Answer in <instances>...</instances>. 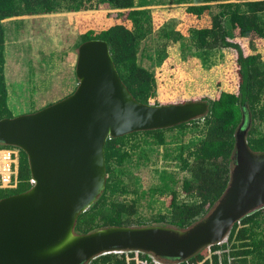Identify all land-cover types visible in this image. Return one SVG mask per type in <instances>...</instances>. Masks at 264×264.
I'll use <instances>...</instances> for the list:
<instances>
[{"label":"water","instance_id":"water-1","mask_svg":"<svg viewBox=\"0 0 264 264\" xmlns=\"http://www.w3.org/2000/svg\"><path fill=\"white\" fill-rule=\"evenodd\" d=\"M76 89L44 108L0 119V145L28 158L31 186L0 199V264H90L104 254L138 253L157 264L187 262L226 242L234 225L264 209V150L248 140L250 113L235 131L229 181L208 211L186 227L169 223L77 229L107 183L109 138L204 118L205 99L143 103L120 76L109 44L78 47Z\"/></svg>","mask_w":264,"mask_h":264},{"label":"trees","instance_id":"trees-1","mask_svg":"<svg viewBox=\"0 0 264 264\" xmlns=\"http://www.w3.org/2000/svg\"><path fill=\"white\" fill-rule=\"evenodd\" d=\"M155 1L158 2L97 0L92 4V0H0V119L13 116L5 73L7 38L4 21L7 19L63 11L79 12L98 4L118 10V17L123 16L126 21L123 26L98 32L89 30L81 34L77 46L89 39L106 40L121 78L134 97L143 103H151L159 95L157 73L140 60L134 62V52L146 39L154 41L151 45L153 52L148 50L150 47L143 49L154 67L167 59L168 48L177 43L182 51L190 49L191 54L202 57L205 62L224 48L236 53L238 89L227 93L223 99L204 97L210 104L209 113L204 118L167 129L133 132L107 140L106 188L101 198L80 214L77 229L82 232L108 225L169 223L186 227L203 216L221 196L229 181L235 131L244 112H249L252 118L248 136L251 148L264 150V58L255 37H264V0H172L171 3L187 4V12L196 15L201 23L200 27H189L186 34L177 28L180 23L177 18L155 26L150 8ZM215 3L221 7V12L216 13L212 9ZM126 60L129 63H125ZM188 129L194 138L182 139ZM6 147L12 146L0 145V148ZM160 147L164 148L163 158L175 169L168 165L157 168L160 181L153 188L171 196L168 211L146 222L141 217L135 220L140 194L145 191L139 193L131 189V169L149 165L153 152L159 151ZM19 169V187L0 188V199L31 186L28 158L21 149ZM132 193L136 197L131 200H119ZM134 255L136 253L104 254L90 264H136L134 259L127 260L128 256ZM139 256L152 262L147 255ZM191 263L264 264V209L237 222L226 242L213 245L180 264Z\"/></svg>","mask_w":264,"mask_h":264},{"label":"rangeland","instance_id":"rangeland-1","mask_svg":"<svg viewBox=\"0 0 264 264\" xmlns=\"http://www.w3.org/2000/svg\"><path fill=\"white\" fill-rule=\"evenodd\" d=\"M171 1L158 0L150 6L156 27L171 18L179 20L177 28L185 34L189 27L201 26L197 16L187 12V4ZM96 3L97 0H92V4ZM214 5V12H221V7L216 3ZM118 13V10L98 4L79 12L63 11L5 20V73L11 114L18 116L31 113L70 95L78 84L75 67L79 47L77 43L81 34L89 30L98 32L111 27L120 28L126 21L123 16L119 18ZM255 37L258 50L264 58V37ZM151 45H154V41L148 38L134 52V62L140 60L144 66L157 73L159 95L151 103L158 101L168 104L204 97L223 99L227 93L237 91L239 76L234 50L224 48L205 62L202 57L191 54L190 49L182 51L177 43L168 48L167 59L154 67L143 52L146 47H150L148 50L153 52ZM189 130L181 136L182 139L194 138ZM174 132L177 133V130ZM163 149L160 147L159 151L153 152L149 165L131 169V189L139 193L145 191L140 194L135 220L141 217L146 222L168 211L171 196L153 189L160 181L157 168L168 165L162 155ZM168 166L174 169L172 163ZM134 197L136 194L132 193L119 200H131ZM131 257L128 256L127 260H132ZM135 262L141 264L140 260Z\"/></svg>","mask_w":264,"mask_h":264},{"label":"built area","instance_id":"built-area-1","mask_svg":"<svg viewBox=\"0 0 264 264\" xmlns=\"http://www.w3.org/2000/svg\"><path fill=\"white\" fill-rule=\"evenodd\" d=\"M19 168L20 149L17 147L0 148V188L16 189L19 187L21 183ZM130 259L140 260L141 264H157L141 258L138 253Z\"/></svg>","mask_w":264,"mask_h":264},{"label":"crops","instance_id":"crops-1","mask_svg":"<svg viewBox=\"0 0 264 264\" xmlns=\"http://www.w3.org/2000/svg\"><path fill=\"white\" fill-rule=\"evenodd\" d=\"M115 10V9H114Z\"/></svg>","mask_w":264,"mask_h":264}]
</instances>
